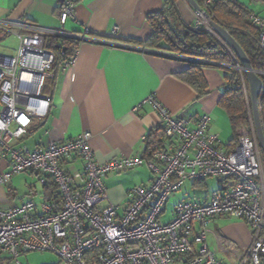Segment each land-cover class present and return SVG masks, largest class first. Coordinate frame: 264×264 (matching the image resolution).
Wrapping results in <instances>:
<instances>
[{
    "label": "built area",
    "instance_id": "obj_1",
    "mask_svg": "<svg viewBox=\"0 0 264 264\" xmlns=\"http://www.w3.org/2000/svg\"><path fill=\"white\" fill-rule=\"evenodd\" d=\"M214 1L206 0L201 10L195 9L194 27L219 36L207 10ZM257 1L264 4V0ZM76 2L64 0L58 28L28 19H0V37L18 39L15 54L0 52V161L9 162L8 171L0 172V184L33 171L40 174L43 185L51 182L57 187V198L42 203L41 213L34 201L0 208V255H8L12 264H22L21 255L33 251L52 252L60 264H226L208 244L213 220L225 216L244 220L252 229V242L241 251L233 241L225 240L223 249L238 254L240 264H264V161L256 131L242 134L235 144L227 143L209 130L210 114L200 116L191 127L188 119L175 117L149 95L135 108L150 103L161 115L149 157L98 162L90 147V132L66 141L51 140L44 148L15 147L17 140L29 134L33 122L44 120L51 108L45 85L53 77L56 53L47 43L87 38V29L78 36L64 28L69 21H78ZM250 20L259 29L258 43L264 50V19L253 13ZM26 29L28 33L23 32ZM220 39L232 61L213 64L242 73L240 59ZM75 156L82 159L83 167L69 171L66 164ZM143 164L154 178L130 191L129 205L119 214L109 200L104 177ZM208 179L225 183L202 201H177L173 216L162 218L174 192L188 181ZM104 200L108 201L105 205Z\"/></svg>",
    "mask_w": 264,
    "mask_h": 264
},
{
    "label": "crops",
    "instance_id": "obj_2",
    "mask_svg": "<svg viewBox=\"0 0 264 264\" xmlns=\"http://www.w3.org/2000/svg\"><path fill=\"white\" fill-rule=\"evenodd\" d=\"M235 1L264 19L263 3ZM172 3L166 0H77L78 21H69L64 28L78 36L87 29V38L79 40L72 64H69L71 58L57 59L53 77L45 85V93L52 98L49 114L44 120L34 121L29 134L15 144L33 150L46 147L51 140L66 141L90 132V147L98 162L124 156L147 157L149 140L160 131L161 115L150 103L138 110L135 108L149 95H154L175 117L182 115L188 119L191 127L200 116L210 114L209 130L230 143L233 137L230 119L219 105L226 88V69L203 68L207 93L200 96L192 85L178 77L188 68L187 57L145 45L154 33L149 22L152 14L174 6L182 21L190 26L195 24V9L187 0ZM63 4L64 0H0V19H28L43 27L58 28ZM262 156L264 161L263 152ZM66 167L69 171L82 169V159L75 156ZM8 169L9 162L0 161V172ZM16 175L34 179L39 186H29L21 193L19 183L15 184ZM16 175L0 184V208L34 201L38 205L37 212L41 213L42 203L57 198L56 185L51 182L43 185L40 174L29 171ZM153 178L154 173L145 164L104 177L109 200L118 207L119 214L129 205L130 191L138 185L149 184ZM224 183L213 179L188 181L182 188L189 185L195 192L201 189L207 193L200 200L187 196L180 200L202 201L212 190H209L211 185L220 188ZM107 203V200L102 202ZM225 218L229 217L219 216L213 220L208 244L226 264H240V256L224 250L221 245L230 240L244 251L252 242V229L244 221L233 218L236 221L227 223ZM221 223L223 227L219 226ZM0 264H12V260L8 255H0Z\"/></svg>",
    "mask_w": 264,
    "mask_h": 264
},
{
    "label": "trees",
    "instance_id": "obj_3",
    "mask_svg": "<svg viewBox=\"0 0 264 264\" xmlns=\"http://www.w3.org/2000/svg\"><path fill=\"white\" fill-rule=\"evenodd\" d=\"M166 1L174 4L172 2L175 0ZM205 1L196 0L200 7H204ZM207 10L212 15L213 21L226 28L241 45L264 83V50L258 43L259 29L250 20L249 8L235 0H215L207 7ZM149 22L154 33L145 45L151 49L187 57L188 68L178 77L192 85L200 96L205 95L207 80L203 68L218 67L213 63L232 61L231 54L220 37L202 28H195L194 25H187L179 18L174 6L166 11L150 15ZM79 45L80 41L77 39H61L59 45L53 40L50 42L51 48L56 53V61L65 57L66 59L72 58ZM226 71V88L219 105L229 116L233 132L230 143L235 144L242 134H252L256 130L246 72L241 73L232 69H226ZM259 110L264 126V88L259 101ZM151 142L152 140H149L148 157L152 155Z\"/></svg>",
    "mask_w": 264,
    "mask_h": 264
},
{
    "label": "rangeland",
    "instance_id": "obj_4",
    "mask_svg": "<svg viewBox=\"0 0 264 264\" xmlns=\"http://www.w3.org/2000/svg\"><path fill=\"white\" fill-rule=\"evenodd\" d=\"M17 41L18 40L15 38V36H12V35L0 37V52L7 54V55L15 54L16 52L15 48H16V45L18 44ZM15 147H20V145L16 144ZM145 166L148 168L147 164H145ZM16 176L17 178L15 177V180L17 181L15 182V184L19 183L18 185L20 186L19 190L21 191V193H23L22 190H26V188H30L29 186H32V187L34 185H36L37 187L39 186V184L35 182L34 179L28 178L25 175H21V176L16 175ZM217 187L218 185L216 184L211 185L209 187V190L213 188H217ZM194 192L195 190H191L189 185H185L181 190L174 192L171 195L170 200L167 205L169 212H165L162 218L164 220H167L169 219L170 216H173L174 206L176 202L180 200V198L187 196L186 198H190L193 200H200L207 193L206 191H203L201 189L196 191L195 195H194ZM187 193H189L190 195H186ZM225 219H227L226 221L227 223L236 221L233 218H225ZM239 221H244V220L239 219ZM219 226L223 227L224 223H221ZM20 261L22 262V264H60V259L56 254L52 252H40V251H33V252L26 253L20 257Z\"/></svg>",
    "mask_w": 264,
    "mask_h": 264
},
{
    "label": "water",
    "instance_id": "obj_5",
    "mask_svg": "<svg viewBox=\"0 0 264 264\" xmlns=\"http://www.w3.org/2000/svg\"><path fill=\"white\" fill-rule=\"evenodd\" d=\"M187 1L192 5L194 9L201 10V7L198 5L196 0H187ZM212 26L214 30L219 34V36L228 44V46L238 56L241 62L240 66L243 69V71H245L247 74L249 87H250L251 103L253 107L255 130L258 137L259 145L264 155V131H263V125L261 122L260 110H259V101H260L261 93L264 88L263 80L259 76V72L253 68L244 49L231 35V33L226 28L216 23L215 21H212Z\"/></svg>",
    "mask_w": 264,
    "mask_h": 264
}]
</instances>
